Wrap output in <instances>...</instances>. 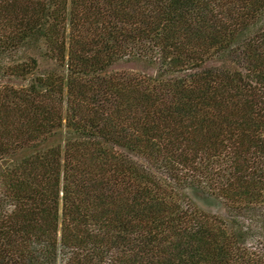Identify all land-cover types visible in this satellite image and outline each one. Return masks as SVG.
Wrapping results in <instances>:
<instances>
[{
  "label": "trees",
  "instance_id": "obj_1",
  "mask_svg": "<svg viewBox=\"0 0 264 264\" xmlns=\"http://www.w3.org/2000/svg\"><path fill=\"white\" fill-rule=\"evenodd\" d=\"M0 264H264V0H0Z\"/></svg>",
  "mask_w": 264,
  "mask_h": 264
},
{
  "label": "rangeland",
  "instance_id": "obj_2",
  "mask_svg": "<svg viewBox=\"0 0 264 264\" xmlns=\"http://www.w3.org/2000/svg\"><path fill=\"white\" fill-rule=\"evenodd\" d=\"M118 67H121L120 65Z\"/></svg>",
  "mask_w": 264,
  "mask_h": 264
}]
</instances>
